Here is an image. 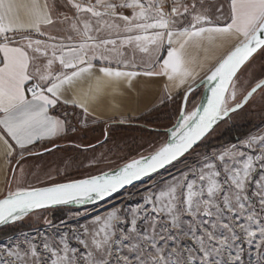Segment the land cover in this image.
<instances>
[{"label":"snow or ice","instance_id":"1","mask_svg":"<svg viewBox=\"0 0 264 264\" xmlns=\"http://www.w3.org/2000/svg\"><path fill=\"white\" fill-rule=\"evenodd\" d=\"M224 42L231 48L211 66L190 52ZM257 53L264 0H0V140L9 157L24 160L36 154L31 146L77 131L67 112L54 113L58 105L88 114L140 76L165 79L161 103L184 89L166 141L99 174L9 189L0 226L39 209L103 201L192 154L264 89L260 80L236 102L238 73ZM201 87L207 95L189 110ZM142 201L53 234H24L0 250V264H264V133L195 153Z\"/></svg>","mask_w":264,"mask_h":264},{"label":"rangeland","instance_id":"2","mask_svg":"<svg viewBox=\"0 0 264 264\" xmlns=\"http://www.w3.org/2000/svg\"><path fill=\"white\" fill-rule=\"evenodd\" d=\"M263 79L264 53H258L238 75L239 91L236 102H240L244 95ZM202 97L203 89L194 92L188 100V109L194 108ZM182 101L183 96L168 100L141 117L113 122L96 121L94 123L93 120L76 112L68 113L77 131L61 137L57 142L58 146L51 144L35 149L37 157L22 164L23 177H21L20 168L15 187L28 185L41 187L69 182L108 171L140 154L147 155L153 147L159 146L168 139L167 129L176 122ZM84 124L87 126L85 127ZM240 128L246 135L238 132ZM259 133H264V89H258L246 105L220 121L192 154L186 155L167 169L143 180L107 202L90 206L60 207L64 219L54 225L46 223L49 221L51 208L34 212L22 221L1 227L0 234L9 233V235L0 239V250L17 238L22 239L24 234L32 237H36L37 233L53 234L57 228L61 231L66 230L68 224L76 226L90 222L96 215H104L116 206L136 207L143 202L142 195L145 192L163 180L178 175L186 164L193 161L195 153L209 152ZM93 160L96 163H92ZM12 232L15 233L11 234ZM4 259L9 258L4 256Z\"/></svg>","mask_w":264,"mask_h":264},{"label":"crops","instance_id":"3","mask_svg":"<svg viewBox=\"0 0 264 264\" xmlns=\"http://www.w3.org/2000/svg\"><path fill=\"white\" fill-rule=\"evenodd\" d=\"M223 2L226 4L227 0H223ZM231 46V42H224L222 47H212L207 51L191 49L190 52L197 57L198 62L203 63L207 67L214 64L216 58L224 55ZM164 83L165 79L163 77L140 76L133 79L130 85L126 82H121L119 91L116 93L114 99L108 97L103 103L91 105L88 114H84L82 109L73 105H64L62 107L58 105L54 113L62 116L65 112H76L85 118L98 122H113L138 118L162 104L161 99L164 96ZM183 94V88L174 89L172 90V99L181 97ZM60 138L41 141L31 146V151L36 153L34 152L35 149L51 144L58 146L57 142ZM5 139L8 140L9 144H12L13 148H16L17 152L19 151L18 146L6 134ZM36 154L26 156L24 160H18V156L15 153L9 157L6 155V146L3 140H0V198H3L9 189L15 190V180L22 164L29 159L37 157Z\"/></svg>","mask_w":264,"mask_h":264},{"label":"water","instance_id":"4","mask_svg":"<svg viewBox=\"0 0 264 264\" xmlns=\"http://www.w3.org/2000/svg\"><path fill=\"white\" fill-rule=\"evenodd\" d=\"M257 54H258V53H257ZM257 54H255L254 57H255ZM254 57H253V58H254ZM253 58H252V59H253ZM252 59H251V60H252ZM251 60H250V61H251ZM250 61H249V62H250ZM249 62H248V63H249ZM248 63H246V64L243 66V68H244ZM243 68H242V69H243ZM242 69H241V71H242ZM241 71H240V72H241ZM240 72H239V73H240ZM239 73H238V75H239ZM263 80H264V79H263ZM200 89H203V96H206L207 93H206V91L204 90V88L201 87V88H198L197 90H200ZM197 90H196V91H197ZM196 91H195V92H196ZM193 93H194V92H193ZM193 93H192V94H193ZM192 94H191V95H192ZM191 95L188 97V100H189V98L191 97ZM182 102H183V101H182ZM215 127H216V125H215ZM215 127H214V128H215ZM198 145H199V144H198ZM198 145H197V146H198ZM197 146H196V147H197ZM186 155H188V154H186ZM182 158H184V157H182ZM182 158H180L179 160H181ZM179 160H177V161H179ZM177 161H174L173 164L176 163ZM173 164H171V165H173ZM171 165L166 166L164 169H160L157 173H159V172H161V171L167 169V168H168L169 166H171ZM157 173H154V174H152L151 176H153V175H155V174H157ZM151 176L143 177L141 180L135 181L132 185H127V186H125V188L120 189L118 193H114L111 197H108V198H106V199L103 200V201H98V202H96V203H89L88 205H85V206L103 204V203L107 202L108 200H110L111 198H113V197L117 196L118 194H120V193H122V192H124V191H126V190H128V189H130V188H132V187H134V186H136L137 184H139L140 182H142L143 180H145V179H147V178H149V177H151ZM73 205H74V204H73ZM73 205H58V206H53V207H49V208H45V209H39V210H36L35 212L42 211V210H46V209H51V208H58V207H65V206H73ZM4 226H5V225H4ZM1 227H3V226H0V228H1Z\"/></svg>","mask_w":264,"mask_h":264},{"label":"trees","instance_id":"5","mask_svg":"<svg viewBox=\"0 0 264 264\" xmlns=\"http://www.w3.org/2000/svg\"><path fill=\"white\" fill-rule=\"evenodd\" d=\"M197 91H199V90H197ZM238 132H242V133H240L241 135H244L245 134V131H242V128L238 129ZM59 208L60 207H58V208H52L50 210L51 214H50L49 221H50V224L51 225H54L55 223H59V222H61L64 219V215L61 213V209H59ZM19 231H21V229H19ZM14 233L15 232H12L11 234H14ZM8 235H9V233L0 234V239L6 237Z\"/></svg>","mask_w":264,"mask_h":264}]
</instances>
